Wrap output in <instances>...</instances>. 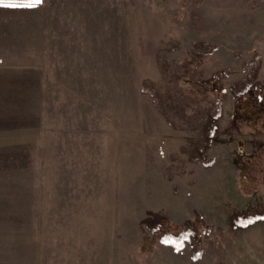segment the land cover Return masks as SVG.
<instances>
[{
	"label": "rangeland",
	"instance_id": "obj_1",
	"mask_svg": "<svg viewBox=\"0 0 264 264\" xmlns=\"http://www.w3.org/2000/svg\"><path fill=\"white\" fill-rule=\"evenodd\" d=\"M0 264H264V0H4Z\"/></svg>",
	"mask_w": 264,
	"mask_h": 264
},
{
	"label": "trees",
	"instance_id": "obj_2",
	"mask_svg": "<svg viewBox=\"0 0 264 264\" xmlns=\"http://www.w3.org/2000/svg\"><path fill=\"white\" fill-rule=\"evenodd\" d=\"M208 90V88H207ZM217 113L212 114V112L209 113V115L206 117V122H205V134H208L209 136L214 135L216 132V124L215 121L217 120ZM174 235V241H176L177 243L182 241L185 239V236L187 235L185 232H181L179 234H175ZM174 247H176L174 244H172Z\"/></svg>",
	"mask_w": 264,
	"mask_h": 264
},
{
	"label": "snow or ice",
	"instance_id": "obj_3",
	"mask_svg": "<svg viewBox=\"0 0 264 264\" xmlns=\"http://www.w3.org/2000/svg\"><path fill=\"white\" fill-rule=\"evenodd\" d=\"M40 2H41V0H35V3H40ZM3 3H4V0H0V6H3ZM8 6H9V7H16L17 5H15V4H9ZM251 223H253L252 220H248V221L246 222V224H251ZM185 239H187V235L185 236ZM162 243H164V244H175V245H176V250H177V251H180L181 248L183 247V244H182V243L177 244L176 241H173V240H171L170 238L165 239L164 241H162Z\"/></svg>",
	"mask_w": 264,
	"mask_h": 264
}]
</instances>
